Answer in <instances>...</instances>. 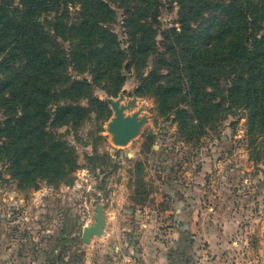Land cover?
I'll return each mask as SVG.
<instances>
[{
  "label": "trees",
  "instance_id": "trees-1",
  "mask_svg": "<svg viewBox=\"0 0 264 264\" xmlns=\"http://www.w3.org/2000/svg\"><path fill=\"white\" fill-rule=\"evenodd\" d=\"M177 2L178 25L159 28L160 0H0V159L21 180L37 185V177L63 181L73 172L75 149L54 128L77 123L94 105L108 116L92 86L115 96L125 69L139 71L149 57L137 93L159 97V111L180 128L241 113L248 148L262 159L264 0ZM113 5L124 38L112 27Z\"/></svg>",
  "mask_w": 264,
  "mask_h": 264
},
{
  "label": "rangeland",
  "instance_id": "rangeland-1",
  "mask_svg": "<svg viewBox=\"0 0 264 264\" xmlns=\"http://www.w3.org/2000/svg\"><path fill=\"white\" fill-rule=\"evenodd\" d=\"M113 6L112 27L124 38L121 10ZM178 9L177 0H160L159 28L177 26ZM153 60L139 71L125 69L115 96L102 83L92 86L108 102V116L94 105L77 123L54 128L77 154L78 167L63 181L37 177L34 185L0 159V245L10 248L15 264H140L129 247L152 227L168 242L175 198L185 204L198 250L217 237L230 264H264V155L256 160L249 150L245 118L218 114L207 125L180 128L173 114L159 111V97L135 90ZM112 100L124 115L143 120L122 146L108 127ZM77 102L89 106L85 97ZM97 204H104V232L84 243L82 230L95 221ZM109 244L116 246L111 254Z\"/></svg>",
  "mask_w": 264,
  "mask_h": 264
},
{
  "label": "crops",
  "instance_id": "crops-1",
  "mask_svg": "<svg viewBox=\"0 0 264 264\" xmlns=\"http://www.w3.org/2000/svg\"><path fill=\"white\" fill-rule=\"evenodd\" d=\"M180 202V201H179ZM183 203V202H182ZM173 202V224L171 226L168 242L159 240V231L156 227L146 228L138 243L130 246V256L140 264H230L225 260V246L220 244L217 237L211 239L207 250H198L197 235L190 227V217L185 214V204ZM186 226V227H185ZM188 240L186 255L178 259L177 251ZM116 246L109 244L108 253L115 251ZM0 264H15L10 248L0 245ZM137 264V263H135Z\"/></svg>",
  "mask_w": 264,
  "mask_h": 264
},
{
  "label": "water",
  "instance_id": "water-1",
  "mask_svg": "<svg viewBox=\"0 0 264 264\" xmlns=\"http://www.w3.org/2000/svg\"><path fill=\"white\" fill-rule=\"evenodd\" d=\"M110 104L114 115L108 123V127L113 134L114 143L122 146L138 133L143 120L139 119L136 113L130 116L124 115V106L119 104V100H112ZM94 218L95 221L92 224L83 227L81 238L84 243H90L91 237L94 235L101 236L103 234L106 224L104 204L95 206Z\"/></svg>",
  "mask_w": 264,
  "mask_h": 264
}]
</instances>
